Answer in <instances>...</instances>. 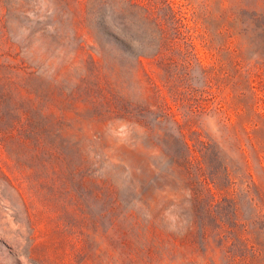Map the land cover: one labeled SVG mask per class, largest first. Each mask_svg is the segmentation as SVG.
<instances>
[{
    "label": "rangeland",
    "instance_id": "374dc122",
    "mask_svg": "<svg viewBox=\"0 0 264 264\" xmlns=\"http://www.w3.org/2000/svg\"><path fill=\"white\" fill-rule=\"evenodd\" d=\"M146 1L154 0L133 3ZM77 22L101 30L99 46L89 38L78 45L71 37ZM149 37L141 11L121 0H0V51L6 52L14 43L15 52L27 59L37 60L39 55L49 59L43 64V83L50 81L55 68L60 70L63 87H73L81 61L90 54L97 59L95 51L101 49L111 72L106 89L119 91L128 107L154 104L165 109V119L158 118L157 112L146 116L150 125L158 127L154 140L159 149L145 157L148 166L143 168L142 180L145 189L150 187L154 213L168 230L142 238L137 250L123 254L117 264H146V246L151 242L155 246L153 264H264V65L251 58L240 68L233 39L224 44L225 58L196 40L191 55L184 57L185 47L179 45L161 65L143 60V68L136 71L135 54L152 49ZM226 76L229 84L223 82ZM147 77L157 86L150 100L146 99L152 96L146 89ZM184 123L186 127L179 133ZM181 136L191 150L196 145L193 156L198 157V151L203 155L205 179L211 189L205 200L218 215L216 221L204 216V230L196 228L191 234L185 228L187 193L181 192L175 200L164 199L159 191L164 185L161 177L170 173L171 164L160 150L176 157L184 151ZM105 137L108 145L132 144V133L124 121H114ZM98 171L110 177L124 196L129 194L130 174L124 164L115 162ZM181 179L175 181L180 191L198 186L183 175ZM7 193L9 200H0V264H41L43 249L33 252L31 240L36 238L35 244H40L48 234L59 243L56 250L49 251L52 260L57 264L81 261V257L69 255V246L60 244L62 235L53 233L46 217L31 222L17 195L11 190ZM88 203L93 214L102 211L99 203L91 199ZM228 217L230 233L227 226L217 228ZM182 241L187 245L181 246ZM99 245V240L91 243V264H105Z\"/></svg>",
    "mask_w": 264,
    "mask_h": 264
},
{
    "label": "trees",
    "instance_id": "16d2710c",
    "mask_svg": "<svg viewBox=\"0 0 264 264\" xmlns=\"http://www.w3.org/2000/svg\"><path fill=\"white\" fill-rule=\"evenodd\" d=\"M121 1L141 11L153 45L150 52L135 54L136 71L143 68V60L161 65L179 45L185 47L184 57L191 55L196 40L225 58L224 44L233 39L240 68L251 58L264 65V0H183L180 4L154 0L141 5ZM100 33L80 22L71 29L79 46L87 38L99 46ZM15 50L12 43L6 52L0 51V200H9L11 190L26 207L31 222L46 217L53 233L62 235L60 244L70 247L69 255L81 257L78 264H91V243L98 240L103 246V262L120 263L123 254L137 250L142 238L168 230L154 213L150 187L145 189L142 180L143 168L148 166L145 157L159 149L154 140L158 127L150 125L146 116L157 112L158 118L165 119V109L154 104L128 107L119 91L106 89L111 72L101 49L95 51L97 59L90 54L81 61L73 87H63L60 70L55 68L50 81L43 83V64L49 59L42 55L27 59ZM37 52L34 50L35 55ZM223 82L229 84L228 76ZM145 83L152 94L146 99H153L157 86L150 77ZM114 121L127 123L131 146L106 143L105 134ZM185 127L186 123L180 125L178 132ZM179 143L184 151L176 157L160 150L171 164L170 173L161 177L164 185L159 191L164 199L175 200L181 192L187 193L185 228L191 234L196 228L204 230V216L216 221L218 215L205 200L211 189L205 179L203 155L198 151L200 155L193 156L196 145L191 150L184 136ZM115 162L124 164L130 174L125 196L110 177L98 171ZM182 175L198 186L180 191L175 181H181ZM211 184L216 187L213 181ZM89 199L102 206L97 215L92 213ZM229 218L217 228L231 230ZM33 233L32 229L30 235ZM43 238L40 244H35L36 238L31 240L32 251L41 247V264H57L49 251L56 250L59 243L49 234ZM154 248L153 242L147 244L146 264H153Z\"/></svg>",
    "mask_w": 264,
    "mask_h": 264
}]
</instances>
